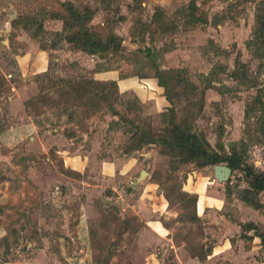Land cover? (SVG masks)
<instances>
[{
	"label": "rangeland",
	"instance_id": "374dc122",
	"mask_svg": "<svg viewBox=\"0 0 264 264\" xmlns=\"http://www.w3.org/2000/svg\"><path fill=\"white\" fill-rule=\"evenodd\" d=\"M63 1L0 0V63L8 69L12 54L36 47L51 51L52 66L29 88L37 92L24 102L26 119L19 109L10 114L15 109L0 101V264H129L140 219L129 210L140 194L119 180H104L100 169L102 160L119 155L138 157L151 173L159 200L168 206L169 236L181 261L192 264L188 257L202 250L203 224L184 183L213 180L214 165L205 164L201 151L189 149V141L169 129L194 133L205 150L229 154L233 148L264 171V137L258 129L264 116V57L252 51L264 0H70L93 11L90 23L97 33L118 36L120 51L98 56L73 55L79 50L64 43L62 21L51 18ZM55 56L60 64H53ZM106 69L140 81L151 77L154 86L142 82L145 89L140 84L119 91L107 75L92 77ZM76 77L82 82L65 83ZM2 84L0 94L6 93ZM159 93L165 104L155 107L150 97ZM81 131L88 134L83 146ZM90 140L92 164L85 173L73 170L77 162L70 155L91 152ZM113 182L115 190H124L118 194ZM220 184L233 195L229 212L248 185L239 171ZM259 211L264 220V203ZM85 223L87 241L80 228ZM258 228L264 233V224ZM215 234L205 240V250ZM79 254H93L94 260H80ZM165 256L164 264H177Z\"/></svg>",
	"mask_w": 264,
	"mask_h": 264
},
{
	"label": "crops",
	"instance_id": "0c3cea01",
	"mask_svg": "<svg viewBox=\"0 0 264 264\" xmlns=\"http://www.w3.org/2000/svg\"><path fill=\"white\" fill-rule=\"evenodd\" d=\"M56 22L60 23L59 21ZM61 27L62 22L59 27L60 31ZM64 43L66 42L64 41ZM4 47L11 48L10 44L4 45ZM50 52L51 51L34 47L28 51L12 54V58L6 63L8 69H5V66L0 63V84L1 81H3L1 88L6 90V93L0 94V101L6 103L8 110L15 109V112L11 111L9 112L10 114L16 113V110L19 109L18 113L21 115V118L26 119L27 114L25 113L24 102L30 98H35L37 92L36 90L31 93L29 92V88L33 87L32 84L34 86L36 85L34 83L36 75L41 76L51 70ZM78 53H82V51L73 53V55ZM60 59V57L55 56L53 58V64L57 65L58 62L60 64ZM70 59L73 60L74 57L71 56ZM93 74L92 77L96 79L99 78L98 80H105L107 75L109 80L116 82L119 91L134 89V87H138L140 84L144 86L142 82L146 83L148 88H153L154 86V81L151 77L146 78L144 81L143 79L140 81V79L134 76H124L120 78V75L115 69L94 71ZM82 80L83 78L76 77V79H73V82L65 80V83L72 85L73 83L76 84L77 81L82 82ZM145 87L146 86L142 88L145 89ZM146 91H148L147 94L152 93L151 90ZM159 95L160 93L157 95L155 94L154 98L150 97V99L154 100L155 107L156 105L163 106L165 104L166 98ZM2 102L1 104H3ZM1 113H3L2 110ZM25 121V125L31 124L30 121ZM91 131L94 130L91 128ZM84 135H86V137L88 136L87 133L84 134L81 131L79 140L80 144H82L81 146L87 144L83 139ZM90 143L91 148H93L91 152H88V149H86L85 151H81L80 154H72L74 156L70 155L71 157H69V159L77 162L76 167H71L73 170L85 173L89 164H92L93 159L90 153L94 151V144L92 140H90ZM99 145H97V147H99ZM70 166H72V164H70ZM100 169L104 173L102 176L104 180H119L121 185L132 188L140 194L137 201H135V205L129 210L134 216L140 218L134 230L132 251L129 252L128 257L130 261L129 264H164L165 255H172L174 262L177 264H184L179 256V247L175 246L173 239L169 236V228L164 223L168 215V206L165 200L163 201L162 198L161 201L159 200V190L154 188L155 185H153L150 180L151 173L145 170L148 180H143V185L139 184L137 181L140 172L144 170L141 168L139 158L136 156L126 158L124 155H119L115 161L102 160L100 162ZM219 185H221L220 182L215 178L213 180L208 179L205 182L202 180L199 181L197 178L189 182L188 179L186 185L184 183V186L188 187L186 188V194L194 198L195 201L194 215L202 219L203 245L206 246L204 243L210 236L211 231H215L216 233L215 239L212 241L213 243H211L207 250H205L202 245V250L199 254L190 255L188 258L192 261V264H214V261L218 260L230 261L229 264H264V238L255 234L254 229L244 230L241 227V224L250 222L258 227L264 224V220H261V218L258 219V216L262 215L259 211L260 208H254L241 199L236 198L238 203L232 202V204H230L232 208L228 212L225 210L226 205H228V202L230 203L233 195L226 193V189ZM123 186H119V191L115 190V183L113 182L112 189L119 194V192L124 190ZM259 197L264 199V194H259ZM260 202L264 203V200H260ZM235 206L241 207V209H243L242 212L246 213V216L248 213L250 217L247 218L245 216V220V217L241 215L242 212L238 213ZM232 211L237 213L236 216L232 214ZM258 221L261 223L258 224ZM80 228L82 231L86 232L85 236L87 241L89 236L87 223L80 224ZM245 241L248 242L250 245L249 247H244ZM79 255L80 260L82 258L94 260L93 254ZM91 263L93 262L89 264Z\"/></svg>",
	"mask_w": 264,
	"mask_h": 264
},
{
	"label": "trees",
	"instance_id": "16d2710c",
	"mask_svg": "<svg viewBox=\"0 0 264 264\" xmlns=\"http://www.w3.org/2000/svg\"><path fill=\"white\" fill-rule=\"evenodd\" d=\"M51 18L62 21V39L75 50L98 56L105 55L107 52H118L121 49L120 40L115 33L107 32L103 34L94 30L90 23L93 18V11L88 6L80 9L74 2L66 0L59 4V10L52 12ZM253 37L258 42L253 45V54L264 57V15L261 12L258 15V22L253 31ZM239 76L243 80L246 79L245 81L248 80V75L243 74V72ZM258 129H260L262 137H264V116L258 123ZM169 130L174 131L180 139L188 140L189 149L201 151L205 164L216 165L225 163L231 168V173L235 171L241 172L248 185L243 191V195H241V200L254 208L262 207V203L259 201V194H264V171L258 170L253 165L243 161L239 153L233 148L229 154L205 150L197 144V137L194 133H185L177 126H173ZM241 227L244 230L254 229L255 234L264 238V234L259 232L258 226L252 222L241 224Z\"/></svg>",
	"mask_w": 264,
	"mask_h": 264
},
{
	"label": "water",
	"instance_id": "95a60500",
	"mask_svg": "<svg viewBox=\"0 0 264 264\" xmlns=\"http://www.w3.org/2000/svg\"><path fill=\"white\" fill-rule=\"evenodd\" d=\"M13 16V14H12ZM214 170V177L218 182H226L230 175H231V168L225 164H216L213 166ZM147 172L145 170H142L137 178V180H141L146 176ZM135 185V184H132Z\"/></svg>",
	"mask_w": 264,
	"mask_h": 264
}]
</instances>
